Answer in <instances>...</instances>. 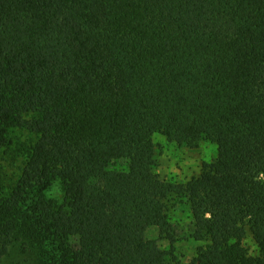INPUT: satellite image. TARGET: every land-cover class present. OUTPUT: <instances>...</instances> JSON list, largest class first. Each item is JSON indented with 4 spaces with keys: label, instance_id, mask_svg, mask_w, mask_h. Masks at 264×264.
<instances>
[{
    "label": "trees",
    "instance_id": "trees-1",
    "mask_svg": "<svg viewBox=\"0 0 264 264\" xmlns=\"http://www.w3.org/2000/svg\"><path fill=\"white\" fill-rule=\"evenodd\" d=\"M140 131L215 157L161 181ZM1 161L19 167L0 262L22 239L37 264H183L178 202L199 243L187 264H264V0H0Z\"/></svg>",
    "mask_w": 264,
    "mask_h": 264
},
{
    "label": "rangeland",
    "instance_id": "rangeland-1",
    "mask_svg": "<svg viewBox=\"0 0 264 264\" xmlns=\"http://www.w3.org/2000/svg\"><path fill=\"white\" fill-rule=\"evenodd\" d=\"M132 139L134 142L152 145L157 164L154 173L161 181L165 182L186 183L198 177L203 163L211 162L215 157V147L210 143H200L197 148L189 149L168 142L162 135L154 131H140L134 134ZM119 165L124 167L125 163L121 162ZM18 167L19 162L14 165L0 162V193L9 179L16 175ZM45 198L59 201L61 199L60 189L53 186L45 193ZM168 213L174 224L173 234L176 242L173 247L175 253L183 264H187L199 246V243L194 242L191 238L193 225L189 219L188 206L178 202L169 204ZM145 237L149 240H155L162 250L170 248L169 242L159 237L157 227H149L145 232ZM25 244L24 240L16 239L10 244L7 254L0 264H37V253L34 251L27 252ZM243 246L250 256L257 254V249L249 234H246Z\"/></svg>",
    "mask_w": 264,
    "mask_h": 264
}]
</instances>
